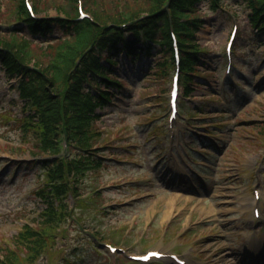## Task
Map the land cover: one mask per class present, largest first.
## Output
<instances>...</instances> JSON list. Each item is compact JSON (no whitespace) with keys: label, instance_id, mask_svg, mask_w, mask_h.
I'll use <instances>...</instances> for the list:
<instances>
[{"label":"rangeland","instance_id":"rangeland-1","mask_svg":"<svg viewBox=\"0 0 264 264\" xmlns=\"http://www.w3.org/2000/svg\"><path fill=\"white\" fill-rule=\"evenodd\" d=\"M115 1L111 0L112 7ZM225 2L226 14L207 9L203 3L197 5L205 23L196 37L210 51L212 61L208 71L202 72L208 76L207 85L180 103L191 117L192 128L178 115L173 136H169L171 71L159 76L152 68L154 60L137 57L132 62L131 57L121 55L116 75L123 86L113 104L102 110L99 124L108 132L112 148L98 152L104 166L81 181L82 204L64 225L61 250L52 261L45 255L38 264H65V255L75 264H111L114 257L97 239L113 234L117 235L114 239L105 240L133 253L176 251L190 264H264V249L257 252L258 245H264V43L255 47L252 42L256 37L247 23L244 0ZM12 6L11 0H0L1 18ZM57 13L61 11L49 5L39 15ZM233 23L239 26L234 45L238 68L227 76L223 47ZM21 105L14 78L0 71L1 246L19 230L24 215L33 217L42 208L34 191L42 185L44 171L25 150L30 143L28 136L20 135ZM190 107H203L204 112L191 115ZM206 117L214 120H203ZM222 119L224 124L211 126L215 135L204 142L195 137L190 147L192 135L185 131L204 134L206 130L199 127H207L206 121L220 124ZM183 145L191 151L186 152ZM95 188L101 191L100 197L89 200ZM253 188L261 193L260 222L251 212ZM77 203L72 197L67 200L68 206ZM249 241L257 246L248 248ZM118 263L133 264L122 259Z\"/></svg>","mask_w":264,"mask_h":264},{"label":"trees","instance_id":"trees-1","mask_svg":"<svg viewBox=\"0 0 264 264\" xmlns=\"http://www.w3.org/2000/svg\"><path fill=\"white\" fill-rule=\"evenodd\" d=\"M11 1L13 6L3 18L0 14V23L5 24L0 26V66L8 77L15 78L22 110L28 112L17 119L21 136L29 138L30 147L24 149L31 155H57L62 136L71 148V155L43 162L46 179L34 192L43 209L10 243L0 246V264H37L45 254L52 261L61 250L58 241L64 238V225L82 204L80 179L101 169L104 163L97 154L103 148L111 149L108 132L99 122L101 110L123 86L116 75L122 65L121 54L132 62L145 54L156 61L152 67L155 74L165 76L173 67L170 13L179 43L184 96H189L207 85L208 76L202 72L208 71L210 60L195 35L204 23L197 4L206 2L204 6L214 9L224 5V0H116L114 7L111 0H82L92 15V19L83 20H76L77 0L50 4L32 0L37 14L46 13L49 5L60 10L63 17L54 19H34L24 0ZM246 5L248 22L261 43L264 0H246ZM126 22L125 30L133 39H127L119 27ZM69 194L78 200L72 210L66 202ZM100 194L92 189L89 200L95 201Z\"/></svg>","mask_w":264,"mask_h":264}]
</instances>
